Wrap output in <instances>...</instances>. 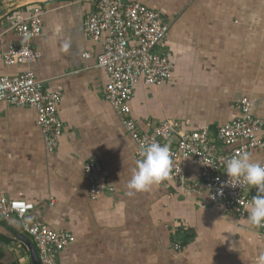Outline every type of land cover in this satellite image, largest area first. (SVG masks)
Instances as JSON below:
<instances>
[{"label": "crops", "instance_id": "obj_1", "mask_svg": "<svg viewBox=\"0 0 264 264\" xmlns=\"http://www.w3.org/2000/svg\"><path fill=\"white\" fill-rule=\"evenodd\" d=\"M133 1L167 22L162 49L173 64L162 85L134 86L130 114L141 130L170 118L216 131L239 115L243 97L250 112L264 118V0ZM33 3L44 8L43 35L29 41L40 56L30 65H5L1 55L9 43L25 42L11 30L12 21ZM94 3L0 0V75L30 68L45 88H63L56 109L62 136L53 151L45 148L33 107L0 102V192L33 203L34 218L74 236L58 253V264H259L264 239L220 204L202 208L197 196L172 194L174 187L158 184L128 194L136 145L104 98L108 78L96 62L101 45L83 30ZM247 154L264 164V151ZM91 155L106 170L102 181L113 186L96 199L83 173ZM183 165L188 179H199L193 160ZM19 234L27 236L16 217H0L1 264H31ZM176 242L180 249L173 248Z\"/></svg>", "mask_w": 264, "mask_h": 264}, {"label": "built area", "instance_id": "obj_2", "mask_svg": "<svg viewBox=\"0 0 264 264\" xmlns=\"http://www.w3.org/2000/svg\"><path fill=\"white\" fill-rule=\"evenodd\" d=\"M43 14L44 8L33 3L25 15L12 21L11 30L25 42L9 43L1 55L3 64L30 65L39 58L40 52L32 48L29 41L43 35ZM83 30L90 40L101 45L96 62L105 69L108 78L104 98L135 142L134 166L148 144L170 143L172 168L169 177L158 185L166 189L174 187L172 194L197 196L202 208L210 203L220 204L236 216L247 219L257 236L264 239V227H256L248 219L256 189L242 180L229 178L225 168L227 159L232 156L252 149L264 151V118L250 112L248 98L243 97L237 103L239 115L221 124L216 131L207 125L190 128L188 119L170 118L160 121L150 132L143 131L130 114L129 101L139 82L158 86L171 77L173 64L162 49L168 31L167 22L158 11L139 1L95 0L83 22ZM82 56L88 58L90 54L84 52ZM62 93L61 85L45 88L43 81L38 80L30 68L16 75H0V102L35 109L36 124L48 151L58 146L62 136V122L56 112ZM185 159L198 165V180L187 178L183 165ZM83 173L91 199L98 198L105 191H113L110 183L102 181L106 170L97 155L84 160ZM232 184L237 186L232 187ZM33 213V203L10 199L0 192V217H16L20 221L35 246L40 264H58V253L74 241V236L66 230L49 228L34 218ZM173 248L180 249L181 245L173 243Z\"/></svg>", "mask_w": 264, "mask_h": 264}, {"label": "clouds", "instance_id": "obj_3", "mask_svg": "<svg viewBox=\"0 0 264 264\" xmlns=\"http://www.w3.org/2000/svg\"><path fill=\"white\" fill-rule=\"evenodd\" d=\"M171 168L170 143L148 144L136 161V169L127 184L128 194L150 190L169 177ZM225 168L229 178L242 180L244 184L256 189L257 194L248 209V219L256 227H264V164L253 162L247 153H243L227 159ZM259 264H264V255L259 257Z\"/></svg>", "mask_w": 264, "mask_h": 264}, {"label": "water", "instance_id": "obj_4", "mask_svg": "<svg viewBox=\"0 0 264 264\" xmlns=\"http://www.w3.org/2000/svg\"><path fill=\"white\" fill-rule=\"evenodd\" d=\"M17 237L20 241H22L28 247L31 264H40V262L38 260V256H37L35 246L31 242V240L27 236H25L24 234H19V235H17Z\"/></svg>", "mask_w": 264, "mask_h": 264}, {"label": "trees", "instance_id": "obj_5", "mask_svg": "<svg viewBox=\"0 0 264 264\" xmlns=\"http://www.w3.org/2000/svg\"><path fill=\"white\" fill-rule=\"evenodd\" d=\"M1 264V263H0Z\"/></svg>", "mask_w": 264, "mask_h": 264}]
</instances>
